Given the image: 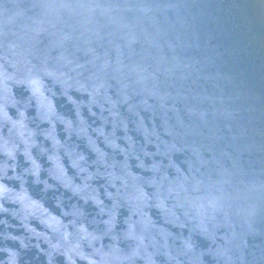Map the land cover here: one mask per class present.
<instances>
[{
    "label": "clouds",
    "instance_id": "1",
    "mask_svg": "<svg viewBox=\"0 0 264 264\" xmlns=\"http://www.w3.org/2000/svg\"><path fill=\"white\" fill-rule=\"evenodd\" d=\"M210 18L0 0V264H264V91Z\"/></svg>",
    "mask_w": 264,
    "mask_h": 264
},
{
    "label": "water",
    "instance_id": "2",
    "mask_svg": "<svg viewBox=\"0 0 264 264\" xmlns=\"http://www.w3.org/2000/svg\"><path fill=\"white\" fill-rule=\"evenodd\" d=\"M206 2L211 6V18L206 22L205 39L220 57L219 62L239 81L264 91V16L255 7L260 0ZM33 191L39 193V188ZM55 195L48 194L50 198ZM49 206H52L51 199ZM28 255H35V250Z\"/></svg>",
    "mask_w": 264,
    "mask_h": 264
}]
</instances>
